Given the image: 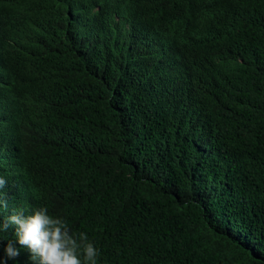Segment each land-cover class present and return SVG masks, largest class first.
Instances as JSON below:
<instances>
[{
    "label": "trees",
    "instance_id": "16d2710c",
    "mask_svg": "<svg viewBox=\"0 0 264 264\" xmlns=\"http://www.w3.org/2000/svg\"><path fill=\"white\" fill-rule=\"evenodd\" d=\"M218 1L0 0L10 209L46 205L104 264H264V7Z\"/></svg>",
    "mask_w": 264,
    "mask_h": 264
},
{
    "label": "clouds",
    "instance_id": "9594fccd",
    "mask_svg": "<svg viewBox=\"0 0 264 264\" xmlns=\"http://www.w3.org/2000/svg\"><path fill=\"white\" fill-rule=\"evenodd\" d=\"M94 9L107 10L115 0H83ZM176 4L189 11L203 15L210 4L226 7L218 0H175ZM264 7V0H250L248 10L236 15L239 21L242 15L256 13ZM229 9V8H228ZM11 43L18 49H31L33 37L28 27L8 25ZM31 37V38H29ZM9 183L0 175V241H4L9 231L13 238L0 246V264H16L23 254L22 264H104L100 258V249L87 231L74 230L68 220L52 214L46 205L19 206L10 209L7 189ZM108 264V263H107ZM216 264V263H209Z\"/></svg>",
    "mask_w": 264,
    "mask_h": 264
},
{
    "label": "bare ground",
    "instance_id": "6f19581e",
    "mask_svg": "<svg viewBox=\"0 0 264 264\" xmlns=\"http://www.w3.org/2000/svg\"><path fill=\"white\" fill-rule=\"evenodd\" d=\"M156 29V28H155ZM203 133V132H202ZM201 138V137H200ZM212 144V143H211ZM206 145H208V144H206ZM207 149H208V147H207ZM218 151V150H217ZM231 173V172H230ZM209 174H211V173H209ZM215 177V176H214ZM213 181V180H212ZM238 193V192H237ZM204 196V195H203Z\"/></svg>",
    "mask_w": 264,
    "mask_h": 264
}]
</instances>
